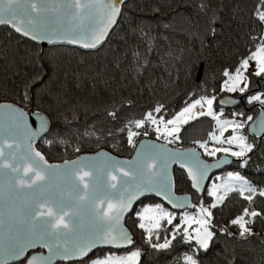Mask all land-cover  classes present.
<instances>
[{"label":"trees","instance_id":"16d2710c","mask_svg":"<svg viewBox=\"0 0 264 264\" xmlns=\"http://www.w3.org/2000/svg\"><path fill=\"white\" fill-rule=\"evenodd\" d=\"M258 5L259 0H128L122 4L121 18L107 42L92 52L71 45L34 43L9 26H0V105H17L24 112L48 117L49 131L34 146L49 164H63L98 151L131 159L144 138L175 149L194 147L205 160L212 161L225 153L210 158L199 146L216 130L210 117L202 116L182 126L180 139L172 143L167 142L171 137L157 139L159 134L150 122L140 129L135 122L148 112L157 119H171L186 101L215 96V109L223 111L225 117L241 118L243 132L254 145L246 166L245 158L227 155L234 162L221 172L222 180L238 173L257 191L251 194V201L244 199L250 193L230 191L223 203L211 209L216 234L207 251L196 248L194 258L199 264H264V219L255 218L250 225L254 235L247 239L241 238L238 227L230 223L245 209L264 214V197L259 195L264 191V139L248 133L249 124L264 109L260 100L248 101V97L262 92L264 100V75L247 70L245 92L223 90L227 79L223 72L234 74L264 34V24L255 15ZM225 99L238 104H221ZM158 106L162 108L159 114L153 111ZM129 130L138 133L131 142ZM174 174L176 194L192 196L191 210L201 204L209 206L212 179L199 195L183 171L175 168ZM158 203L170 209L157 198L145 197L126 218L125 225L135 242L131 249L140 251L139 264H184V256L193 255L194 241L187 242L182 233H176L173 240V225L162 221L158 232L154 231L153 242L163 243L166 237L172 246L154 249L147 242V233L138 226V212ZM224 228L232 235L221 231ZM157 234L159 241L155 240ZM112 250L101 248L90 257Z\"/></svg>","mask_w":264,"mask_h":264},{"label":"snow or ice","instance_id":"6c2138e0","mask_svg":"<svg viewBox=\"0 0 264 264\" xmlns=\"http://www.w3.org/2000/svg\"><path fill=\"white\" fill-rule=\"evenodd\" d=\"M122 2V0H120ZM0 25H10L17 33L24 36H29L34 40L51 39L57 31L58 22L67 15L70 18V23L76 25L75 28L69 31L76 32L77 28H82L84 21H91L95 18V11L97 6L104 10V18L101 21L103 27L93 31L90 40H78L75 36L68 40L69 43H79L84 48H95L98 43L102 42L106 36L109 27L115 23L116 17L120 15V8L118 0H0ZM203 8L204 6L201 5ZM75 9V11H73ZM257 21L264 24V0H259V5L255 13ZM51 21V23H49ZM250 61L255 62L254 75H264V34L256 46L255 51H252L247 59L242 60L240 66L231 74L228 70L223 72V76L227 79L223 83V90L228 92L245 91V87H241L247 77L244 72L252 65ZM252 99L261 100L260 96H253ZM215 96H200L190 102H185L179 113L175 114L171 119H157L153 112H148L145 118L135 122L137 129L145 128L146 122H150L154 126V131L164 137H171L167 142L172 143L180 139L179 133L182 124H188L190 121L199 119L202 116L210 117L216 122L219 129L220 136L215 133L211 134L212 140L217 144H227L226 148L208 149L206 143H200V147L205 150L209 156H215L218 152H224L225 155H231L237 158H245L243 165L248 163V153L253 151L254 145L247 142L243 135H233L228 139H223V135L228 131L229 127L233 132L242 129L244 125L231 120H221L224 115L223 111L217 112L213 108L215 103ZM221 104L226 101L221 100ZM2 107V106H0ZM201 111H196L197 109ZM17 117V130L26 140L27 147L23 152H20V143L13 140L9 143L7 140L0 144V170L9 169L11 173L19 174L23 171V176L16 175L13 179L17 184L23 187H33L37 181H43L45 177L41 174L45 167L51 170L52 165H48L44 156L39 151H34L32 144L37 138L38 132H43L47 127V121L44 120L39 113H35L38 117V127L32 130L28 127L25 119L26 113L21 110ZM155 113H161L162 108L156 107L153 110ZM115 116V112L109 113ZM251 119V117H248ZM163 126V127H161ZM123 131V129H122ZM147 134V130H145ZM129 142L133 137L138 135L137 132L129 130ZM51 143V142H49ZM238 149L232 150V147ZM7 149H15L14 151H5ZM79 149H77L78 151ZM20 153L19 156L17 153ZM174 162H180L181 168L186 167L185 163L181 161V157L194 156L195 153H174ZM17 159L24 161L27 165L23 169L16 165ZM128 162H119L116 164H127ZM222 163L228 161H217L215 165H209L200 161L196 157L195 168L188 167V176L192 180V187L197 192L203 191L201 182L206 178L207 171L212 167H219ZM73 165H78V161H73ZM60 167V166H56ZM155 167V164L151 165ZM119 173V175L116 174ZM34 174V176H30ZM160 180H154L151 175H145L139 171L127 170L120 166L115 168L110 173V182L105 177L99 174L94 175L92 171H85L78 167L75 175L78 176L80 184L74 186L75 205H65L63 202L53 201V206L37 205L31 216L30 223L24 225L23 221H18V227L11 236V242L7 248L8 255L15 258L22 257L28 249L36 247H44L49 251V255L35 254L29 257L27 264H52L55 257L62 259H81L87 257L95 247L99 245L109 246L110 248L121 249L128 248L126 253L109 252L103 257H97L91 260V264H139L141 253L138 250H132L130 246L134 245L132 234L122 226V218L127 211L131 209L133 202L140 196L148 192H155L157 195H162L172 203L173 208H182L187 203V198L184 202H180L178 198H173L171 193L172 182L167 177V174L162 167L160 169ZM24 177H29L25 180ZM127 178V179H124ZM229 179L238 181L240 187L234 185H223L224 195H217L220 191L216 185H213L209 195L215 197V202L208 207L200 205L197 215H188L185 213L182 217V224L174 226L172 239H176V233H180L183 228L182 238L187 242H195L193 255L184 256V264H199L198 260L194 258L196 255V248L207 251L216 234L212 228L213 212L211 209L218 207L223 203L226 195L230 191H239L241 195L245 192L250 195H245L244 199L251 201L257 189L253 187L250 182L243 176L236 174H229ZM110 189L115 191H109ZM259 195L264 197V191H260ZM43 207V211L38 209ZM90 209L87 214V221L82 215V209ZM2 215V214H0ZM260 216L264 219V214L256 210L249 211L245 209L239 217L232 219L231 224L237 226L239 235L243 239L254 235L250 225L255 223V218ZM250 218V219H249ZM176 219V216L164 209L162 206L155 208L145 207L139 214V228L147 233V242L154 249L167 250L172 244L166 237L163 243H154V231L161 228V222L167 221L171 225ZM147 221V223H145ZM195 225V227H193ZM4 226V222L0 219V227ZM186 226V227H185ZM221 231L232 235L227 228ZM160 235H155V240L159 241ZM0 264H8L2 261Z\"/></svg>","mask_w":264,"mask_h":264},{"label":"water","instance_id":"95a60500","mask_svg":"<svg viewBox=\"0 0 264 264\" xmlns=\"http://www.w3.org/2000/svg\"><path fill=\"white\" fill-rule=\"evenodd\" d=\"M128 0H118V6L120 8V15L122 13V4L127 2ZM2 6V5H0ZM75 11V9H73ZM96 15L95 18L91 21L85 20L82 28H77L76 32L69 31L71 28H75L76 25L74 23H70V18L65 15L57 24V31L55 35L52 36L51 39H41L39 41L30 38L29 36H24L21 33H18L22 37H25L32 42H36L39 44H48L50 46H58V45H66V46H76L79 48H83L89 52L97 51L101 49L104 44L107 42V39L114 31V27L120 20L121 16L119 15L115 19V23L109 27V30L106 33V36L103 38L102 42L98 43L95 48H84L81 47L79 43H69L68 40L73 36L78 40H90L92 33L94 30L103 27L101 21L104 18V10L97 6V9L94 10ZM51 23V21H49ZM0 26H9L14 30L10 25H0ZM15 31V30H14ZM16 32V31H15ZM226 103L224 105L232 106L238 104L234 99H225ZM0 144H3L5 140L9 143H12L13 140L19 142L20 152H23L27 147L25 137L18 132L17 130V117L18 112L15 110H21L17 105L6 104L3 103L0 105ZM27 115L25 117L27 121V125L30 129L36 130L38 127V117L34 115L35 113L25 112ZM40 116L47 121V127L43 132H38L37 138L34 140L32 147L34 151H36L34 144L38 143L44 136L47 135L50 122L48 117L45 114L39 113ZM248 133L250 136L259 137L264 139V109H262L261 114L255 118V120L249 124ZM15 149H7L5 151H14ZM174 153H195L194 156H184L181 157V161L185 163L186 167L181 168L180 162H174V157L172 154ZM19 152L17 155L19 156ZM196 157L199 158L200 161H203L209 165H215L217 161L227 160L228 163H222L219 167L209 168L207 171L206 178L201 182V186L203 191L197 192L195 188L193 190L197 192L199 195H202L206 188L208 187V183L212 179V177L221 173L224 169L231 166L234 160L226 155L223 157L207 161L203 158L201 152L194 147L188 148H172L166 143H162L158 140H151L144 138L137 145L134 155L131 159L119 158L114 154H111L109 151H98L95 154H85V156H81L79 158L74 159V161H78V165H73L72 162H64L63 164H49L52 165L53 168L51 170L45 167L44 171L41 173L45 179L43 181H37L35 185L31 188L23 187L21 188L17 182L13 179L14 176L19 175L23 176V171L19 174L11 173L9 169L0 170V219L3 220L4 226L0 227V262L7 261L8 264H18L24 259H29V257L35 254H42L43 256L49 255V251L44 247H36L32 249H28L26 253L20 257L15 258L8 255L7 248L11 242V236L15 232L18 227V221L22 220L23 224L26 226L30 223L31 216L35 210H37V205H47L49 207L53 206L52 202H63L65 205H75V193L74 186L80 184L78 176L75 175L78 167L82 168L85 171H92L94 175L99 174L102 177H105L110 182V173L120 166L125 167L127 170L131 171H139L145 175H151L154 180H160L161 174L160 169L163 167L167 177L171 179L172 187L171 193L172 197L178 198L180 202H184L187 198V203L184 204L182 208H173L172 203L169 202L162 195H157L155 192H148L144 195L138 197L132 204L131 209L125 213L122 218V226L126 228L129 232L130 230L125 225L126 218L134 211V207L141 200L145 199V197H154L162 201L167 207L172 209L173 211H191L194 207V203L192 200V196L186 194L177 195L175 192V174L174 169H179L183 171L188 179L191 182L192 180L188 176L187 168L193 167L195 168ZM128 162L127 164H116V162ZM17 166L22 169L27 165L24 161L17 159L15 162ZM155 164V167H151V165ZM60 166V167H56ZM119 175L118 172H116ZM30 176H34V174H30ZM25 180H28L29 177H24ZM127 179V178H124ZM109 191H115L110 189ZM39 211H43L44 208L41 207L38 209ZM90 209L84 208L82 209V215L85 216V221H87V214ZM131 233V232H130ZM132 234V233H131ZM133 238V234H132ZM133 246V245H132ZM130 246V247H132ZM101 248L105 249H114L117 251H124L128 248L115 249L110 248L109 246L99 245L95 247L91 252H89L87 257H84L83 260L77 259H62L60 257H55L53 259L52 264H60V263H79L83 262L90 257V255ZM32 254V255H31Z\"/></svg>","mask_w":264,"mask_h":264},{"label":"rangeland","instance_id":"374dc122","mask_svg":"<svg viewBox=\"0 0 264 264\" xmlns=\"http://www.w3.org/2000/svg\"><path fill=\"white\" fill-rule=\"evenodd\" d=\"M248 70H250L252 73H254V71H255V62L253 61V64H252V66L250 67V69H248ZM244 75L247 77V80H245L244 81V83L241 85V87H245V90L247 89V87H248V82H249V79H248V75L246 74V71L244 72ZM238 92H240L239 91V89L237 90ZM245 92V91H244ZM240 93H243V92H240ZM261 94H262V92H258V93H255L254 95H252V96H249L248 97V101H255L254 99H252V97L253 96H261ZM213 108H214V110H216L215 109V107H214V104H213ZM196 111H201V109H197ZM217 111V110H216ZM218 112V111H217ZM236 113V112H235ZM221 120H231V121H235V122H237V123H242L243 124V120L241 119V118H237L236 116H234L233 118H228V117H225V115H223L222 117H221ZM185 124H182L180 127H182V126H184ZM215 126H216V122H215ZM161 127H163V126H161ZM244 127H245V125H244ZM244 127L242 128V129H238L236 132H233V130H232V128L231 127H229V129H228V131L227 132H225L224 133V135H223V139H228V138H230L231 136H233V135H243V136H245L246 137V139H247V142L248 143H250V144H252V142H251V140L247 137V134L245 133V132H243V129H244ZM213 133H215L217 136H220V132H219V129L217 128V126H216V130L213 132ZM160 137H163V138H166V137H164V136H162V135H159V137H157V139H160ZM167 138H170V137H167ZM204 143H206L207 145H208V149L209 150H211V149H213V148H221V147H223V148H226V147H229V145H227V144H217L214 140H212V138H211V135H210V139L208 140V141H206V142H204ZM232 147V150L233 151H236V150H238L236 147H235V145H233V146H231ZM201 150L204 152V154L206 155V156H208V157H217V155L219 154V153H224V152H218V153H216V155L215 156H209V155H207L206 153H205V150L203 149V148H201ZM231 156V155H230ZM233 157V156H232ZM234 158V157H233ZM235 158H237V157H235ZM236 174H238V173H235V174H232V175H236ZM222 174L221 173H217V174H215L214 175V177L212 178V180H211V182H210V187H209V192L212 190V187H213V185H216L218 188H220V191H218L217 192V195H224L225 193H224V188L222 187L223 185H234V186H236L237 188H239L240 187V183L238 182V181H234V180H230L229 179V175L228 176H225L224 177V179L222 180ZM211 196V195H210ZM215 197H213L212 196V202L210 203V204H212V203H214L215 202ZM209 204V205H210ZM162 206L164 209H166L167 211H170V212H172L175 216H176V219L173 221V223H172V225H173V231H174V226L175 225H177V224H182L183 222H182V220H181V217L185 214V213H187L188 215H190V216H192V215H197L198 214V212H199V208H200V206H197V209L196 210H191L190 212H186V211H179V212H175V211H173L172 209H167V208H165L162 204H156L155 206H145V207H151V208H155V207H157V206ZM204 207H208V206H204ZM144 209V208H143ZM143 209H142V211H143ZM141 211V212H142ZM140 211L138 212V215L141 213ZM145 223H147V221H145ZM186 227V226H185ZM193 227H195V225H193ZM183 228L181 229V232L180 233H183ZM179 233V234H180ZM133 250V249H132ZM136 250V249H135ZM109 252H116V253H126V252H128V251H124V252H118V251H116V250H112V251H106L105 253H102L101 255H99V256H96V257H94V258H92V259H96L97 257H103L105 254H107V253H109ZM79 264H91V260H89V261H86V262H79Z\"/></svg>","mask_w":264,"mask_h":264},{"label":"flooded vegetation","instance_id":"af4514ba","mask_svg":"<svg viewBox=\"0 0 264 264\" xmlns=\"http://www.w3.org/2000/svg\"><path fill=\"white\" fill-rule=\"evenodd\" d=\"M32 255V254H31Z\"/></svg>","mask_w":264,"mask_h":264}]
</instances>
